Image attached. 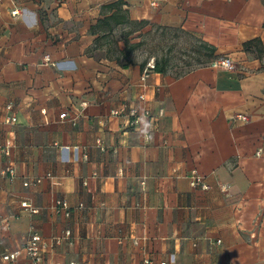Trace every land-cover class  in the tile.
<instances>
[{
	"label": "crops",
	"instance_id": "1",
	"mask_svg": "<svg viewBox=\"0 0 264 264\" xmlns=\"http://www.w3.org/2000/svg\"><path fill=\"white\" fill-rule=\"evenodd\" d=\"M119 1L129 23L108 19ZM153 28L234 69L169 63L143 80ZM260 49L264 0H1L0 264L32 233L47 244L40 264H264Z\"/></svg>",
	"mask_w": 264,
	"mask_h": 264
},
{
	"label": "built area",
	"instance_id": "2",
	"mask_svg": "<svg viewBox=\"0 0 264 264\" xmlns=\"http://www.w3.org/2000/svg\"><path fill=\"white\" fill-rule=\"evenodd\" d=\"M1 2V0H0ZM18 14V11H13L12 15L15 16ZM45 62H50V59L48 57H46ZM210 67L212 68H216V69H225V70H233L234 69V65L232 63V61L229 58H219L214 60L210 65ZM155 68V64L154 61H150L145 70H144V77L143 80H145L149 74L150 71H154ZM141 100H144V96L141 95L140 96ZM10 109V107H9ZM123 111L120 110H113L111 112L112 116H120L122 115ZM149 113L146 112V116ZM128 125L130 127H138L140 124V119H139V115H138V111L136 109H129L128 113ZM66 114H62L61 115V119L66 118ZM234 119L240 120V121H248V117L246 115H237L234 117ZM17 119L16 117H11L9 119V122L11 123H16ZM11 142H7L6 145L4 146V148L2 149V152L4 153V155H9L10 154V148H11ZM6 174H8L11 178H14L15 176V171L11 168L8 167L5 170ZM190 181H191V185L192 186H199L204 190H207L209 187L203 182L202 177L197 174L196 171H194L191 176H190ZM41 180L38 179L35 181V183H40ZM29 183L25 182L24 186H28ZM57 207L59 208H63L66 209L67 208V204L65 202L62 201H58L56 203ZM22 207L23 208H30V206H28L26 203H22ZM32 213H36V210L31 209ZM71 233L69 231L66 232V236H70ZM47 249V244L42 240L41 236L37 233H32L26 240V244L25 246L21 249V250H17V251H12V252H7L5 254L2 255L1 260L3 263L5 264H14L18 261V259L20 257H22L23 255H26L29 259V263L30 264H40L44 255L45 250ZM141 264H155L153 261L151 260H145L143 261ZM161 264H166V263H161Z\"/></svg>",
	"mask_w": 264,
	"mask_h": 264
},
{
	"label": "rangeland",
	"instance_id": "3",
	"mask_svg": "<svg viewBox=\"0 0 264 264\" xmlns=\"http://www.w3.org/2000/svg\"><path fill=\"white\" fill-rule=\"evenodd\" d=\"M197 47L198 43L194 39L181 32L164 33L161 29L153 28L143 34L138 54L146 59H167L172 65V72L180 75L199 65L200 55L196 53ZM204 59L202 58V61Z\"/></svg>",
	"mask_w": 264,
	"mask_h": 264
},
{
	"label": "trees",
	"instance_id": "4",
	"mask_svg": "<svg viewBox=\"0 0 264 264\" xmlns=\"http://www.w3.org/2000/svg\"><path fill=\"white\" fill-rule=\"evenodd\" d=\"M122 6V2L119 1L117 2L116 4L112 5L110 8L111 9H115L116 8V11L113 13V15L111 17H109L108 19H112V21H114L116 24H120L121 22L123 23H129V20H127L126 18V13L123 9H121L120 7ZM118 13V14H117ZM139 25H142V26H146L147 23L146 22H141L139 23ZM260 44V42L258 40H252V41H249L245 44V49L246 50H249V49H254V48H257L258 45ZM141 46V43H138V44H131V45H128L127 47V53L128 54H131L134 50H136L138 47ZM215 48L206 44V43H200L196 49V53L198 55H200V57H203L206 59V57L209 59L208 62L206 61H199V65L200 64H207L210 65L214 60L216 59H219L215 53ZM258 53L260 55H264V50H259ZM147 64V62H145L143 64V66H145ZM154 64H155V68H154V71L156 72H159V73H165L167 72V67L169 65V60H165V59H162V60H158L156 59L154 61Z\"/></svg>",
	"mask_w": 264,
	"mask_h": 264
}]
</instances>
